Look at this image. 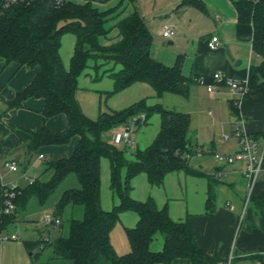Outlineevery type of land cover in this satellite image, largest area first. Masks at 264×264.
I'll return each mask as SVG.
<instances>
[{"label": "trees", "instance_id": "trees-1", "mask_svg": "<svg viewBox=\"0 0 264 264\" xmlns=\"http://www.w3.org/2000/svg\"><path fill=\"white\" fill-rule=\"evenodd\" d=\"M231 1L238 22L252 26V51L261 58L248 93L228 102L232 115L238 118L242 101L264 95V0ZM120 5L101 10L91 1L80 4L67 0L57 6L54 0H34L31 4L12 6L0 19V59L19 68H39L32 82L7 102L4 111L6 115L12 109L22 108L28 99L44 101V124L38 131L31 132L32 140L25 144L28 155L37 153L44 146L67 145L73 137H79L69 157L49 162L43 176L28 187L0 183V231L18 220L19 213L26 209L31 199L45 206L58 188L73 176L77 186L63 191L54 205L55 220L51 221L54 226H63L66 221L68 233L54 243L41 238L37 245L41 246L42 252L52 248L53 256L44 263L33 261V264H172L183 258L190 259L192 264H219L221 261L200 247L188 219H172L167 205L159 207L151 196L145 202H139L129 195V182L141 173L148 176L151 186L163 185L166 176L174 172L206 175L190 167V158L204 153L191 137L190 114L166 109L159 103L150 104L145 98L125 109L101 112L97 119H91L83 112L78 100V80L89 67L90 59L120 66L118 70L114 67L103 71L102 77L108 76L113 81V89L106 93L107 98L136 83L151 86L156 97L172 93L188 98L192 84H201L202 78L212 82V77L208 76H186L180 58L173 66L155 60L151 55L153 36L136 9L116 22L120 39L112 44H102L101 38L107 37L109 32L107 24L121 14ZM186 5L206 11L201 0H181L180 7ZM66 34L76 37L69 67L65 66L60 54L61 39ZM95 68L99 67L96 65ZM60 114L66 117L68 126L54 132L46 122ZM154 114H159L161 119L158 135L149 146L137 149L131 160L126 158L123 150L103 137L104 133L117 130L135 117L143 118L138 126L147 125ZM103 158L110 162L113 190L120 187L121 171H126L121 203L111 211H105L101 205ZM50 173L49 178H43ZM209 179L208 212L213 207L216 185L214 177ZM9 203L13 209L6 213ZM262 205L264 198L260 199L259 209ZM79 209L81 217L77 215ZM126 211L135 212L138 221L134 227L126 228L131 249L120 256L112 245L111 232ZM158 234H163L165 240L163 248L155 251L151 246ZM250 257L264 264L263 254Z\"/></svg>", "mask_w": 264, "mask_h": 264}, {"label": "rangeland", "instance_id": "rangeland-1", "mask_svg": "<svg viewBox=\"0 0 264 264\" xmlns=\"http://www.w3.org/2000/svg\"><path fill=\"white\" fill-rule=\"evenodd\" d=\"M73 1L82 4L88 0ZM201 1L208 8L209 5L215 6L214 3L217 0ZM92 4L101 10L121 4L119 7L121 14L107 24L109 32L107 37L101 38L102 44H112L120 39L119 30L115 26L116 22L130 15L136 9L153 36L151 55L155 60L173 66L180 58L183 64V73L188 76L192 73H204L206 76L212 77L216 73H221L228 80L240 81L238 79L243 78L244 80L240 82L248 83L247 75L258 73L256 55L251 51V46L247 47L252 34V30L247 25L243 26L241 35H237L230 29L221 33L214 12L208 10L206 13L192 5L180 7L181 0H108L105 2L93 0ZM164 25L170 26L173 30L172 38L168 39L163 36ZM214 35L220 38L221 48H225L226 56L216 52L212 53L208 47V40ZM75 43L76 37L72 34H66L61 39L60 54L66 67H69ZM0 60L1 114L3 100L6 98L2 95L5 90L2 88L7 83L9 67L4 68L5 62ZM239 62L240 65H238ZM88 64L89 67L78 80V100L83 112L91 119H97L101 112L125 109L145 98H148L150 104L159 103L166 109L188 112L191 114L192 131L197 134L199 145L204 151L203 154L200 153L190 158V167L205 174H210L223 166L216 160L213 152L225 155L238 148L239 139L233 134L235 118L227 103V99L235 96L225 85H219L214 91L216 93H210L208 85L195 83L191 86L190 98L187 100L172 93L156 97L151 86L146 83H136L129 89L107 98L106 93L113 89V81L108 76L102 77L103 71L114 67L118 70L120 66L100 59H90ZM96 65L99 68H95ZM97 77L101 78L97 80ZM5 87L8 88L7 85ZM218 89L219 91H217ZM160 126V116L154 114L147 125L135 128L132 143H122L117 147L125 152L128 160H131L137 149L146 148L156 139ZM117 132L118 130H110L104 133L103 137L106 141L113 143V136ZM224 136H228L229 139L224 140ZM72 144L71 141L67 145L72 146ZM259 144L263 145L264 140L260 139ZM45 147L31 156L28 155L29 164L22 156L17 172L10 171L5 167L4 161L0 162L1 183L5 186L25 188L39 180L48 163L53 160L52 155L46 154L43 150ZM41 153L45 155L44 159L40 158ZM101 167V205L105 211H111L121 203V193L125 191L126 187V171L125 169L121 171L120 187L113 190L111 188L110 162L107 158L102 159ZM226 169L227 167L224 168V170ZM230 174L233 175L230 179L235 183L233 186L226 182V176L217 178L220 184L215 188V207H225L226 201L229 200L232 204L229 209H232L234 204L232 197H237L240 194L245 195L246 186L236 185L238 174ZM50 175L51 173L46 174L43 178L47 179ZM75 186H77V181L72 176L58 188L43 207L35 199H31L26 209L19 213L18 220L8 224L5 229L0 231V264H33V261L44 263L53 256L52 248L42 252L41 246H38L37 243L41 238L49 239L54 243L61 235L68 233L66 221L63 226H54L51 221L55 220L54 205L63 191ZM129 186V195L132 199L145 202L151 196L159 206L167 205L169 211L177 218L176 220L185 218L187 215L201 217L205 214L207 180L204 176H196L184 171L174 172L166 176L163 185L151 186L148 176L141 173L129 182ZM247 193L249 194L250 191ZM77 215L82 216L81 209ZM48 217L51 218L50 221L47 220ZM136 218L137 214L133 211H126L120 215V221L112 230L116 239L121 242L128 240L126 228L133 227ZM42 229L46 230L42 232ZM235 232L234 230V235ZM13 236H16L17 239H12ZM230 247L229 249L233 253L234 250L237 251L236 256H238L240 249L236 239L230 244ZM219 248L218 245L217 249ZM130 249L118 255H125ZM234 264L256 263L248 259H237Z\"/></svg>", "mask_w": 264, "mask_h": 264}, {"label": "crops", "instance_id": "crops-1", "mask_svg": "<svg viewBox=\"0 0 264 264\" xmlns=\"http://www.w3.org/2000/svg\"><path fill=\"white\" fill-rule=\"evenodd\" d=\"M214 4L215 6L208 4L209 9L206 8L205 12L207 13L208 10L214 12L216 22L218 23L217 26L220 29L219 31L221 33L222 32L225 33L226 30L230 29L234 31V33H236L237 35H241V33H243L244 25L238 22L237 12L232 1L217 0ZM247 26H249L250 29L252 30V34L250 36L251 42L249 39V44L247 45V47H250L251 46L250 43H252L253 29L251 25H247ZM212 37H217L219 40L217 50L222 49L224 51V52H216V53L222 56H226L227 52L225 48H221L222 44L220 38L217 35H214ZM210 40L211 38L208 40V42ZM251 51H252V46H251ZM255 55L257 58V69H258L261 63V58L257 54ZM240 64L241 63L239 62L238 65ZM5 67H9L8 68L9 77L7 78L8 80L7 83L5 84L8 86V88L5 87V85L2 88L5 89L2 92V95H4L6 98L3 100L4 105L2 107L0 114V162L4 161V166L6 162H16L18 165L22 156L25 157L24 160H27L28 153L25 144L32 140L31 132L38 131L44 124V117L42 115V111L44 109V101L42 99H28L23 103L22 108L12 109L8 112V114L4 115L7 102L14 99L17 92H20L25 87H27L39 72V68H26V67L19 68L18 65L14 63L8 65L6 64L4 68ZM256 74L257 73H254L253 75L250 74L247 75L246 80L248 81V84H251V81ZM185 75L188 76L187 74ZM191 76H206V75L204 73H192L190 77ZM238 80L242 81L244 79L242 78ZM191 86H190V90H191ZM190 90H189V96L188 98H186L187 100H189L190 98ZM217 91H219V89ZM231 99H227V103ZM238 109H239L238 118L232 115L235 118V122L233 123V126L236 123L244 130L246 134L255 137L258 140V142L260 141V139L264 140V95H260L254 99L242 101ZM46 125L52 131L60 132L67 128L68 123L66 117L63 114H60L47 120ZM191 137L194 142L199 144L197 139V134L194 131H192V127H191ZM78 140L79 137L75 136L71 140L73 143L72 146L69 145L46 146L45 148H43V150H45L46 154L49 153L50 155H52L53 160L69 157L72 154ZM238 144H239L238 148L229 154H234L240 149L239 141ZM263 145L260 146L262 147ZM41 154L44 155L43 153ZM213 154L215 155L217 153L213 152ZM222 164H223L222 167L215 169L212 173L206 174L204 176L207 180L206 199L208 198L207 193L210 183L209 178L210 177L215 178L216 180L215 188L218 186V184H220V181L217 180V178L219 179L223 176H226L225 177L226 182L229 183L230 186H233L235 185V183H233L230 180L233 177V175L230 173L238 174L236 185L239 184L242 185L243 187L246 186L245 195L240 194L237 195V197H232V199L234 200L232 209H229L231 208L232 205L231 201L229 200L226 201L224 205L225 207H221V206L215 207L213 201V207L209 212L206 208V203H205L204 216L191 217L187 215V217L180 218L178 220H186V219L189 220L190 224L192 225L193 229L196 232L198 244L204 250V252L209 256L215 257L219 261L225 260L231 251L229 249L231 248L230 244L233 243L236 239V243L237 245H239L240 253L238 256H236L237 251L234 250L233 264L237 259H248V260H252L256 264H261L260 261L250 256L252 254L264 255V205H262L261 209H259L260 199L264 198V158L262 161V169L257 177L256 183L251 188L249 186V180L245 178L242 173V171L245 168V164L243 162H236L232 165H228L224 163ZM225 167H227L226 170H224ZM215 188H214V192H215ZM247 191L248 192L250 191L251 199L250 202L246 205V199L248 194ZM214 200H215V196H214ZM169 214L172 219L174 220L177 219L176 217L173 216L172 212L169 211ZM137 221H138V217L136 218L134 226L136 225ZM234 230L236 231L235 235H234ZM164 240H165L164 235L158 234L156 240H154V242L152 243L151 246L152 249L155 251L161 250L164 245ZM111 242L117 254H121V252H125L130 249V244L128 240H124V241L122 240V242L119 241L114 236V231L111 232ZM218 245L220 246L219 249H217ZM172 264H192V262L190 259L183 258V259L174 260Z\"/></svg>", "mask_w": 264, "mask_h": 264}, {"label": "built area", "instance_id": "built-area-1", "mask_svg": "<svg viewBox=\"0 0 264 264\" xmlns=\"http://www.w3.org/2000/svg\"><path fill=\"white\" fill-rule=\"evenodd\" d=\"M34 0H0V19L4 16L7 10L12 6L19 4H31ZM57 6H62L67 0H54ZM93 1V0H88ZM100 2H105L108 0H95ZM163 36L165 38H172L174 33L170 26H163ZM219 40L217 37H212L208 42V47L211 51H216L218 49ZM201 84L208 85V91L213 93L215 89L223 84L229 91L235 96V98H242L245 94L248 93L250 84L246 82L231 81L225 78L221 73H216L212 76V83H208L206 79L202 78ZM240 105V104H239ZM139 120L141 123L142 119L138 117L132 118L127 124L118 128V132L113 136V144L116 146L122 143L130 144L132 143V136L135 131V128L138 126ZM233 134L237 136L240 143V149L234 154H215V158L218 162L232 165L236 162H243L245 168L242 171L245 178L249 180L250 188L256 183L257 177L262 169V161L264 158V145L261 147L258 140L248 135L239 125H234ZM224 140H228V136L223 137ZM41 159H44V155H40ZM5 166L13 172L18 170V165L16 162H6ZM251 193L248 194L246 199V205L250 202ZM13 209V205L9 203L5 208V212L8 213ZM51 218H47L50 221ZM12 239L16 240L17 237L13 236ZM234 253L231 250L228 257L221 261L219 264H233ZM261 263V262H260Z\"/></svg>", "mask_w": 264, "mask_h": 264}, {"label": "water", "instance_id": "water-1", "mask_svg": "<svg viewBox=\"0 0 264 264\" xmlns=\"http://www.w3.org/2000/svg\"><path fill=\"white\" fill-rule=\"evenodd\" d=\"M171 43V42H170ZM45 231V229H42V232H44Z\"/></svg>", "mask_w": 264, "mask_h": 264}]
</instances>
